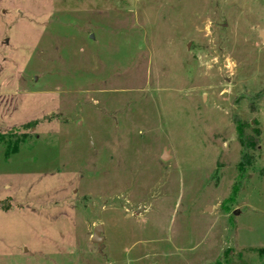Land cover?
<instances>
[{"label": "rangeland", "instance_id": "rangeland-1", "mask_svg": "<svg viewBox=\"0 0 264 264\" xmlns=\"http://www.w3.org/2000/svg\"><path fill=\"white\" fill-rule=\"evenodd\" d=\"M260 33L264 0H0V264H264Z\"/></svg>", "mask_w": 264, "mask_h": 264}, {"label": "water", "instance_id": "water-1", "mask_svg": "<svg viewBox=\"0 0 264 264\" xmlns=\"http://www.w3.org/2000/svg\"><path fill=\"white\" fill-rule=\"evenodd\" d=\"M260 37L264 40V33H260ZM168 152L166 151L164 156H163V159L164 160H167L168 159ZM104 228L102 225H99V226H96L94 228V234H93V237L91 239L92 243L96 244L99 248L100 251L103 250L104 246H103V243H104V238L102 237V234L104 233Z\"/></svg>", "mask_w": 264, "mask_h": 264}, {"label": "trees", "instance_id": "trees-1", "mask_svg": "<svg viewBox=\"0 0 264 264\" xmlns=\"http://www.w3.org/2000/svg\"><path fill=\"white\" fill-rule=\"evenodd\" d=\"M240 142H241L243 145L246 146V143H245V141H244V133H243V131L240 132ZM250 147L259 150L260 145L257 144V143H255V141H254V142H251Z\"/></svg>", "mask_w": 264, "mask_h": 264}]
</instances>
